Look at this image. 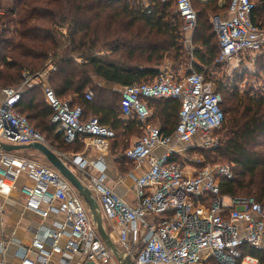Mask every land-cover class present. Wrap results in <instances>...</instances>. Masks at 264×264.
<instances>
[{"label":"built area","instance_id":"2783aa9c","mask_svg":"<svg viewBox=\"0 0 264 264\" xmlns=\"http://www.w3.org/2000/svg\"><path fill=\"white\" fill-rule=\"evenodd\" d=\"M173 2L181 32L191 45L189 36L198 23L192 0ZM255 8L251 0H229L227 10L211 17L218 40L215 65L233 59L254 63L252 53L264 54V29L253 22ZM52 71L55 68L50 65L36 80L44 85ZM33 86L32 78L24 75L20 86L0 89V142L47 145L14 108L20 94ZM44 97L54 112L51 121L67 144L79 139L85 141L86 150L109 152L115 136L110 128L96 118L85 120L80 107L72 106L70 100L60 101L48 87ZM92 99L93 93L87 92L85 100ZM161 99L180 103L170 136L148 123L151 111L146 101ZM221 104L214 85L192 66L182 75L161 71L151 83L122 87L121 115L137 119L143 131L123 152L133 165L134 204H127L104 184L105 167L100 160L87 162L80 155L59 154L80 172L111 228L109 235L116 234L115 245L133 264H205L210 258L219 264H261L243 254V248L264 251V206L252 198L220 194V182L233 179L231 166L202 165L188 156L190 150L216 147L211 134L224 122ZM23 175L28 182L19 190L23 207L42 221L34 223L29 244L17 245L16 264H119L101 241L82 199L57 171L5 152L0 153V228L1 202L12 198ZM49 215L60 220L47 224ZM10 244L0 233V264H9L4 254Z\"/></svg>","mask_w":264,"mask_h":264},{"label":"trees","instance_id":"16d2710c","mask_svg":"<svg viewBox=\"0 0 264 264\" xmlns=\"http://www.w3.org/2000/svg\"><path fill=\"white\" fill-rule=\"evenodd\" d=\"M251 1L256 6L253 22L264 29V0ZM171 2L149 0L147 11L140 0H10L7 5L1 0L0 89L20 86L24 75L32 78L34 86L20 94L15 111L28 120L45 142L44 136L48 138L50 144H46L53 150L59 148L57 152H60L75 145L73 153H81V140L67 144L63 134L56 133L58 125L51 121L52 108L45 99L39 98L42 84L36 78L47 70L49 61L55 71L49 72L47 83L56 98L70 97L71 105L82 109L85 120L96 118L110 128L115 136L109 152L123 153L129 148L132 135H143L142 124L134 117L123 119L120 94L105 88L95 89L92 79L96 77L119 87L151 83L160 74L161 62L167 58L178 60L182 56V35L180 22L170 10ZM207 5L217 7L213 0ZM215 10V14L223 11ZM197 16L192 38L195 46L192 58L196 62L192 65L195 72L206 77L218 67L214 64L218 40L206 12L201 10ZM103 53L116 61L107 60ZM260 59L264 67L263 57ZM137 61L149 65H127ZM208 81L222 97L224 122L215 131L221 137V146L198 151H208L213 158L231 166L233 179L220 182L221 195L254 198L264 206V97L240 95L236 89L229 92L220 80ZM92 90L97 96L95 102L94 95L92 101H86V93ZM146 103L152 110L148 123L159 128L164 136L172 135L177 125L179 101L161 99ZM63 150L60 153L71 152ZM123 158L117 160L120 168ZM124 162L130 172L132 163L126 159ZM243 254L264 264V251L243 248ZM205 264L219 263L210 258Z\"/></svg>","mask_w":264,"mask_h":264},{"label":"rangeland","instance_id":"374dc122","mask_svg":"<svg viewBox=\"0 0 264 264\" xmlns=\"http://www.w3.org/2000/svg\"><path fill=\"white\" fill-rule=\"evenodd\" d=\"M167 1H169V0H166L165 2H167ZM9 2H10V0H4L5 5H7ZM140 2L143 5V9H147V11H148L149 10V8H148L149 0H140ZM205 6L200 5L199 3H197L196 1L193 0V7L195 8L196 12H200L201 10H204L206 12V14L208 15V17L209 16L212 17L217 12V10H214L213 5H207L206 7H208V8L206 10L203 9ZM170 10L173 13V15L175 16L174 2L173 3L171 2ZM63 33L65 34V32H63ZM180 33L182 35V40H181L182 56L180 58H178V60H175L174 58L165 59L163 62L160 63V72L161 71H170L173 74H175V76L182 75L187 70H189L191 68V66L193 67L192 64L196 62L192 58V52L195 49V46L192 44V41H191V45H189L188 40H187L188 35L184 32H181V24H180ZM192 36H194V34ZM102 55L106 56L107 60H109V61H112V62L116 61L114 59V57L109 55L108 53H103ZM245 56H243V58ZM251 57L255 59L254 63H250L247 60L239 63V61L237 59H233L229 63H225L223 65H217L218 66L217 69L214 72L208 74L206 76V79L210 80L211 78H213L214 80H220L221 82H223V85H225L226 88L228 86L229 92H232L234 89H236L240 95H243L246 93L249 96H254V94H258V95L260 94L262 97H264V67L261 66V59H260L261 57H264V54H261L258 57L256 54L252 53ZM238 64H239V66H238ZM50 65H52V64H50V62L48 61V68ZM127 65H129V66H146L149 64H147L146 62L137 61V62H130ZM150 65H151V63H150ZM239 77H241V78H239ZM92 85L94 86L95 89L96 88L97 89L105 88V89H108L109 91H117L121 96L122 87L115 86V85H108V84L104 83L101 79H98L96 77H93ZM45 87L50 88L48 83H47V78L45 80V84L42 85L41 91L39 90L40 91L39 98L42 100L45 99V97H44V88ZM93 90H92L93 95H94L93 101L95 102L97 96H96L95 91H93ZM257 91L259 93H257ZM70 99H71L70 97H65V98H60L59 100L65 101V100H70ZM56 133H59V132H56ZM44 138H45L46 142L48 144H50L48 138L46 136H44ZM211 138L217 142L215 148H217L218 146H221V144H220L221 143L220 142L221 137H219L216 134V132H213L211 134ZM80 142L83 143V149H82L81 153H73V152H75V149L77 147L75 145L68 146L64 150L60 149V152H61V150L71 151L70 152L71 155H80L86 151V146L84 144L85 141L81 140ZM57 149L56 150L59 151V148H57ZM211 149H213V147ZM33 155H35V156H33ZM33 155L31 157H28V158L30 160H35L39 163H43V164L47 165V168H51L47 164V162L45 161L44 157L41 154L35 152V154H33ZM115 156H117L116 158L122 159L123 153H119ZM188 156L190 158H195L196 160H199L202 163L203 162L205 163V161H206L205 165H210V166H216V165H222V164L228 165L229 164L228 162H226L222 159L213 158V154H211L208 151L199 152L198 150H192ZM205 157H207L208 160ZM114 158H115L114 155H111V159H114ZM124 160L120 162L122 167L121 168L118 167V170L120 173L126 175V173L128 172V170H127L128 166L125 164L126 162H124ZM193 163H195V162H193ZM74 172L79 177L80 181L84 184V181L81 179L80 172H78L76 170H74ZM105 227L107 228V230H109V227L106 223H105ZM115 241H116V239H115Z\"/></svg>","mask_w":264,"mask_h":264},{"label":"crops","instance_id":"0c3cea01","mask_svg":"<svg viewBox=\"0 0 264 264\" xmlns=\"http://www.w3.org/2000/svg\"><path fill=\"white\" fill-rule=\"evenodd\" d=\"M194 1H196L200 5L205 6L209 0H194ZM213 1L217 5V7H214V10L215 8H217L219 11L223 10L224 5L226 6V8L223 11L228 9L229 0H213ZM208 20L210 23L211 20L210 16L208 17ZM189 37L190 39H192L193 36L192 37L189 36ZM2 101H3V96L0 94V103ZM150 111L152 115V110L150 109ZM138 138L139 136L132 135L128 142L129 147L133 145ZM1 152L2 151H0V153ZM35 152L36 151H33L31 149H24V150L14 151L9 154L16 157L29 159L28 157H31L33 154H35ZM157 152H160V150ZM57 153L61 155H71L70 153L68 154H63L59 152ZM108 153L109 152L101 154L96 152L95 150H86L85 152L80 154V156H82L87 162L100 160L105 167L104 184L108 188L112 189L114 193L117 194L124 202H126L127 204H134L135 196L133 193V178H132L133 169L130 172H127L126 175L120 173L118 170V167L120 165L119 163H117V160L119 158H116L117 156H115V154L111 152L109 154ZM111 155H114L115 158L111 159ZM35 162L42 166L47 167V165L43 163H39L37 161ZM91 173L95 175L96 171L92 170ZM134 175H136V173H134ZM27 183L28 182L26 180V177L24 175L21 176L17 182L16 191L13 193L12 198L1 202V206H2L1 221L3 225L0 228V233L2 237L11 241V244L8 246L4 254V259L9 264H16L14 256L17 251V245L29 244L33 237V229L35 227L34 223L37 221H42V219L38 215L24 209L22 200L19 197L20 188ZM48 217L49 218L46 221L47 224L55 220H60L58 219L57 216L54 215H49ZM107 231L110 232L111 228H109V230ZM111 238L115 243L116 234L112 233Z\"/></svg>","mask_w":264,"mask_h":264},{"label":"water","instance_id":"95a60500","mask_svg":"<svg viewBox=\"0 0 264 264\" xmlns=\"http://www.w3.org/2000/svg\"><path fill=\"white\" fill-rule=\"evenodd\" d=\"M31 149L41 154L47 164L57 171L75 190L78 196L82 199L87 208L90 219L104 245L110 251L114 259L119 264H133L129 257H124V254L119 251L111 236L109 235L99 204L92 192L80 181L75 174L74 168L64 160L55 150L48 145L41 143H32L29 145H13L0 142V151L11 153L14 151Z\"/></svg>","mask_w":264,"mask_h":264}]
</instances>
